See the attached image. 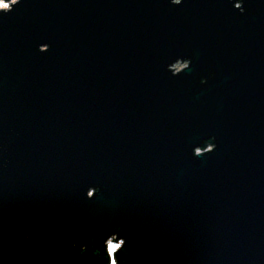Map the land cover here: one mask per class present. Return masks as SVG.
<instances>
[{"label": "water", "instance_id": "95a60500", "mask_svg": "<svg viewBox=\"0 0 264 264\" xmlns=\"http://www.w3.org/2000/svg\"><path fill=\"white\" fill-rule=\"evenodd\" d=\"M112 260L264 264V0L0 9V264Z\"/></svg>", "mask_w": 264, "mask_h": 264}, {"label": "rangeland", "instance_id": "374dc122", "mask_svg": "<svg viewBox=\"0 0 264 264\" xmlns=\"http://www.w3.org/2000/svg\"><path fill=\"white\" fill-rule=\"evenodd\" d=\"M17 0H8L7 2L6 1H4V0H0V9H2V8H9L10 6H11V3H13V2H16ZM186 61H178L177 63H175L173 66H172V68H175V69H173L174 71H178V70H180V69H182L185 65H186ZM209 149H210V147H209ZM112 239H113V237L107 242V248H108V251H109V253L111 254V256L113 255V253L114 252H112V251H110V247H109V245L110 244H114V245H119V247L121 246V244H122V241L121 240H119V241H116V240H113L112 241ZM118 247V248H119ZM117 248V249H118ZM116 249V250H117ZM112 264H113V260H112Z\"/></svg>", "mask_w": 264, "mask_h": 264}, {"label": "clouds", "instance_id": "9594fccd", "mask_svg": "<svg viewBox=\"0 0 264 264\" xmlns=\"http://www.w3.org/2000/svg\"><path fill=\"white\" fill-rule=\"evenodd\" d=\"M109 247L110 251L115 252L119 245L110 244ZM113 264H115V261H113Z\"/></svg>", "mask_w": 264, "mask_h": 264}, {"label": "bare ground", "instance_id": "6f19581e", "mask_svg": "<svg viewBox=\"0 0 264 264\" xmlns=\"http://www.w3.org/2000/svg\"><path fill=\"white\" fill-rule=\"evenodd\" d=\"M4 1H6V2H7L8 0H4Z\"/></svg>", "mask_w": 264, "mask_h": 264}]
</instances>
